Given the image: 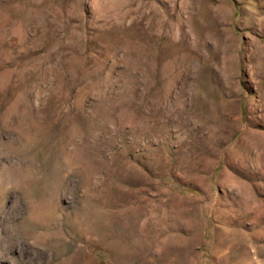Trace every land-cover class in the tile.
<instances>
[{"label":"rangeland","instance_id":"obj_1","mask_svg":"<svg viewBox=\"0 0 264 264\" xmlns=\"http://www.w3.org/2000/svg\"><path fill=\"white\" fill-rule=\"evenodd\" d=\"M0 264H264V0H0Z\"/></svg>","mask_w":264,"mask_h":264}]
</instances>
